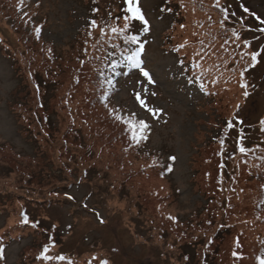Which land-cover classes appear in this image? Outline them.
Segmentation results:
<instances>
[{
  "label": "rangeland",
  "instance_id": "1",
  "mask_svg": "<svg viewBox=\"0 0 264 264\" xmlns=\"http://www.w3.org/2000/svg\"><path fill=\"white\" fill-rule=\"evenodd\" d=\"M126 1L0 0V264H259L264 177L252 171L264 154V0H139L147 25L124 16ZM21 8L24 35L48 41L60 71L47 93L24 63ZM127 22L141 35L113 67L105 106L97 59L105 29H117L112 42L117 32L128 39ZM140 48L151 80L127 59ZM13 98L34 118L16 117ZM126 114L148 124L129 147L116 123L126 127ZM40 156L65 165L64 180L47 183L46 168L29 161ZM24 204L47 231L16 224Z\"/></svg>",
  "mask_w": 264,
  "mask_h": 264
},
{
  "label": "trees",
  "instance_id": "2",
  "mask_svg": "<svg viewBox=\"0 0 264 264\" xmlns=\"http://www.w3.org/2000/svg\"><path fill=\"white\" fill-rule=\"evenodd\" d=\"M127 3V1H126ZM164 5L166 4L163 3ZM20 6V5H19ZM18 6V7H19ZM219 9L221 10H224L221 6H217ZM126 12L124 13V16H127L128 18H130L132 21H138L139 19H134L133 18V13L129 11V4L124 7ZM23 11L22 8L19 9V12L16 13V17H17V21L19 22L18 24H16L17 26L19 27H22L24 25H27L25 21L22 20V18L24 17L23 15ZM128 25H129V28H130V33L131 35H129L128 39H125L123 36H122V33L121 32H117L116 35H115V40L116 42H112L111 41V38H112V34H111V30H112V26L109 25V27L107 29H105V31H108L107 32V35L103 38H105V41L108 42L107 45H104L105 46V51H104V54H103V57L104 59H101L99 62H98V59H97V65H96V68H95V84L97 86H100L102 87V95H101V98L99 99V103L101 104H104L105 106H107L108 104L111 105V101H112V97H113V94L116 92V89L114 84H113V81L111 79L112 77V74L113 72L115 71L113 69V67L119 62V58L121 57V54H128L129 51H132L134 50L135 48V44L134 42L131 41V37L132 36H136L138 37V39L140 38V33L137 32V30H133L132 27L133 25L130 23V22H127ZM119 26V25H118ZM129 30V29H128ZM25 33V30L24 28L22 29V36L20 35V43L22 45V47H24V50H25V56L23 55V58H24V63L29 66L30 63H32V65L37 69L36 71L37 72H41V75L44 79V81L42 82V86H44V89H45V93H47V90L48 88H50L51 86H55L56 84V81H57V78L56 76H58L57 74L60 73L59 69H55V67H58V65H55L53 64V62H55V60L52 58V62L47 59V55L44 53L45 49H47L49 47V42L38 37V34H36V36L34 38L32 37H29L27 35H24ZM121 33V34H120ZM24 36V37H23ZM118 40V41H117ZM34 43H36L34 45ZM39 43L41 45H39ZM79 42H77V45L74 47V49L78 52V50L80 49V46L78 45ZM73 45H75L73 43ZM84 48V45L81 46V48ZM124 47H126L127 49H125ZM172 49H178L179 45H172L170 46ZM101 48V46H100ZM100 48H93L91 51H95V54L98 53L97 50H99ZM11 54V52H7V49H6V54ZM57 58H59L57 60V63L58 62H62V58L64 59L65 57H61V55L56 54ZM98 58H100V55L98 54L97 56ZM67 60V58H66ZM83 59H80V62H82ZM49 62V64H47ZM82 65V64H81ZM21 66L20 64L17 65V69L20 70ZM36 74H39V73H36ZM22 77V76H21ZM24 82V77H22L21 79V82ZM35 84V83H34ZM36 85V84H35ZM38 85H40L38 83ZM53 90H56V88H54ZM40 91V90H38ZM50 94H55L54 92H50ZM38 96V94H37ZM19 97V96H17ZM85 102L84 99L82 100V103ZM13 103V106L12 108L13 109H16V111H18L19 113H21V115H19L17 112L18 115H16V117H21V118H28V119H32L31 117L33 116L34 118V115L33 114H30L29 115H24V112H23V105L22 102H20L18 99L13 98L12 102ZM14 103H17L14 105ZM118 111V110H117ZM119 112V111H118ZM120 114V112H119ZM124 116H128V120H127V125L125 127V120L122 119V118H117L116 119V123L120 126V127H124L123 131H121L120 133V137H119V140L120 141H123L125 146L126 147H129L131 145L130 141L129 140H132L134 139V141L136 142V138H139V137H136V132H142L144 133L145 130L147 129V127H144L143 125H148L147 122L145 120H139L137 119L136 117L132 116V115H124ZM54 121L56 122L57 119L54 118ZM121 121V122H120ZM54 122V123H55ZM132 131V133L130 134V131ZM129 134V135H127ZM97 138L100 137L99 134L96 135ZM146 137V136H145ZM105 142V140H104ZM107 142H108V139H107ZM109 145V143H108ZM1 147H6V145H0ZM8 148H11L10 145H7ZM2 149V148H1ZM0 149V150H1ZM15 155H18L20 156L19 154H16V151L14 149H11ZM21 157V156H20ZM256 160L257 161L255 164H254V170L252 171V173L254 175H258L259 176H262L264 177V154H261L260 157L258 155L255 156ZM18 161H24L25 160V157H22V158H18L17 159ZM29 161L31 163H35L36 167L35 169L36 170H39L42 168V169H45L43 172H45L44 174V180L47 181V183H50V182H54L55 180H64L62 179L61 177V173L65 171L66 167L65 165H63L61 162V166H58L57 164H59V162H57V164L55 163L54 164V161H52V158L50 157H47V156H40L39 158L37 159H32ZM41 165V166H40ZM1 166H5V165H1ZM8 167V166H6ZM69 169H67L68 171ZM24 175L27 176L30 172L32 171H28V169L26 168L24 170ZM165 171V170H163ZM167 171V170H166ZM35 172V171H34ZM86 172V176H88V172ZM39 174L37 173L36 174V177H38ZM58 177H60L58 179ZM41 182V181H40ZM38 184H39V181H38ZM261 187L260 188H264V183L261 182L260 183ZM67 187L65 184H63L62 182L56 184V185H53L51 190L54 189V192L55 193H59L60 189L62 188H65ZM1 196L0 195V199H1ZM261 197V200L262 202L264 203V191H263V194L262 195H259ZM24 199L30 203V202H36L38 204H41V203H45L46 200L44 198H40V197H34L33 195H31L30 193H27L25 196H23ZM58 197V196H56ZM62 199H59V198H47V201L49 203V205H51L52 203H59ZM66 201H69V200H66ZM52 202V203H51ZM63 202V201H62ZM2 204V201H0V205ZM28 206L26 204L23 205V207L20 209L19 211V218H17V221H16V224H18V226H22V227H32L33 229H37V231H40L39 233H41V229L44 228L46 229L45 231H47L48 229V226H43L42 225V220L40 218H33L32 214L31 213H28L27 212V208ZM52 225H56L55 223H53ZM57 226V225H56ZM58 227V226H57ZM44 231V232H45ZM55 231H58V230H55ZM8 232L5 233V235L3 236V239L2 240H6L4 243V245H6V242L8 243L12 237H10V240L8 239V237L10 235L7 234ZM53 236L55 238H57L56 236V233H53ZM52 236V237H53ZM264 237V236H262ZM263 245L261 246L260 248V252L262 253V255L264 256V238H263ZM46 248H43V249H40L41 251L44 250ZM1 253H0V257H1ZM35 257V261H33L32 264H39L40 262H42L43 260H45V256H34ZM261 258H264L261 256ZM46 261H51L50 259H47ZM68 260H66L67 262ZM258 261V260H257ZM44 262V261H43ZM64 262V260H63ZM259 264H261V262L258 261ZM50 264H54L52 261L50 262Z\"/></svg>",
  "mask_w": 264,
  "mask_h": 264
},
{
  "label": "snow or ice",
  "instance_id": "3",
  "mask_svg": "<svg viewBox=\"0 0 264 264\" xmlns=\"http://www.w3.org/2000/svg\"><path fill=\"white\" fill-rule=\"evenodd\" d=\"M127 2H128V4H129V11L133 13V18H134V19H139L140 21H143V23H144L145 25H147V24H148V21L145 19L144 14H143V12L141 11V9H140V7H139V0H136V5H135V6H133V0H127ZM245 11L247 12L248 9H245ZM253 15H255V14H253ZM256 18H257V19H260L259 17H256ZM262 22H264V21H262ZM93 25H95V21H93ZM145 30H147V29H145ZM112 31L115 32V31H117V29L114 28V29H112ZM130 39H131V41L134 42V43L138 42V37H136V36H132ZM140 51H143V49L140 48V49H138L136 52H133L132 54H130V55L127 57V59H128L129 61H131L136 67L140 68V70L142 71L143 75H144L145 77H148L149 80H151V76H150L149 72L146 71V70H144V69L141 67V61L138 59V53H139ZM258 55H259L258 53L253 54L252 59H253L254 62H256V59H257V56H258ZM253 66H254V64H253ZM244 86L247 87V85H244ZM245 95H248V93L245 92ZM241 123H242V122H241ZM143 126H144V127H147L146 124L143 125ZM241 151H245V149H244L243 147H241ZM105 264H106V262H105ZM261 264H264V258L261 259Z\"/></svg>",
  "mask_w": 264,
  "mask_h": 264
},
{
  "label": "bare ground",
  "instance_id": "4",
  "mask_svg": "<svg viewBox=\"0 0 264 264\" xmlns=\"http://www.w3.org/2000/svg\"><path fill=\"white\" fill-rule=\"evenodd\" d=\"M108 143V142H107ZM104 144H105V142H104ZM112 144V143H111ZM129 149V148H128Z\"/></svg>",
  "mask_w": 264,
  "mask_h": 264
}]
</instances>
